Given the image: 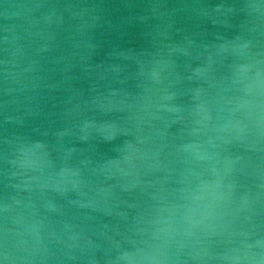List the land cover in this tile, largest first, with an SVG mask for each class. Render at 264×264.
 <instances>
[{
  "label": "water",
  "instance_id": "obj_1",
  "mask_svg": "<svg viewBox=\"0 0 264 264\" xmlns=\"http://www.w3.org/2000/svg\"><path fill=\"white\" fill-rule=\"evenodd\" d=\"M0 264H264V0H0Z\"/></svg>",
  "mask_w": 264,
  "mask_h": 264
}]
</instances>
